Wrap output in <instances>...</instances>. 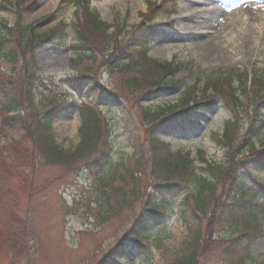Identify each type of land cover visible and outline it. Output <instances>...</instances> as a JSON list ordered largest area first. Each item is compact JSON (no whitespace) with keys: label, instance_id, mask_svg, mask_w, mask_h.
Wrapping results in <instances>:
<instances>
[{"label":"rangeland","instance_id":"obj_1","mask_svg":"<svg viewBox=\"0 0 264 264\" xmlns=\"http://www.w3.org/2000/svg\"><path fill=\"white\" fill-rule=\"evenodd\" d=\"M77 1L68 0L67 4L62 5L61 0H25L23 7L15 11L9 7H0V21L5 19L10 25L20 21L21 24L35 26V31L41 33L57 31L53 40L38 43L34 50L35 60L31 61V66L35 63L41 70L37 82L40 89L38 88L36 95L39 109L46 110L52 105L69 108V103L84 100L93 107L100 108L98 111L110 121L111 132L107 135L109 137L111 134L112 139L108 157L111 162L106 165L105 161L103 167H94L93 171H70L66 166L42 162L38 155L34 156L33 143L25 139V132L21 128L2 127L1 121L5 115L0 111V264H120L115 259L125 251L127 259L121 264H173L178 255L174 251L177 252L179 243L185 237L186 222L181 211L184 194L171 200L170 213L163 224L150 230L148 241L144 239L143 243H147L142 247L130 239L133 237V223L140 219L141 211L149 204L145 200L151 192L152 184L148 174H142L141 182L135 185L131 175L121 170L122 180L117 185L119 188L123 187V192H131V196L121 208L111 214L104 212L102 204L98 202L100 194L95 188L96 179L98 175L111 174L116 164L126 160L137 147V138L148 158L151 153L148 150L151 134L168 143L174 151H190L194 159L198 158L196 151L203 150L208 159L218 163L226 162L224 150L214 141L212 134H221L227 122L236 118L239 127L247 128V131H250L248 124H253L252 130H256V133L248 136L255 143L256 149H262L264 105L261 106L262 117L258 124L252 122L251 114L247 111H241V116L237 117V111L232 105L226 99L219 98L214 99L212 107L193 112L189 122L169 121L166 117L168 115L163 113L164 118L157 121L156 127L154 123L145 126L149 123L144 120L143 114L176 102L183 91L199 78L207 79L220 72L228 74L256 71L264 74V47L260 50L256 46L264 37V4L257 7L256 11L249 6L242 11H253V20L242 12L240 16H235L242 31L254 28L251 31L255 43L252 55L242 59L234 53V61L225 63L215 58L218 54L195 59L191 50L185 48L186 50L181 51L178 47L174 49V56L169 57L168 48L184 45L170 35L187 37L183 29H188L190 37H198V40L209 37L207 30V34L200 33L205 29L198 30L201 27L195 21L180 19L179 15L195 7L206 10L212 5L208 4L210 1L194 4L196 0H178L176 15L156 18L152 23L154 25L149 26L153 36L146 34L149 30L144 29L139 32L142 34L138 36V40L145 42L151 37L148 55L151 59L175 61L181 65L176 76V80H181L180 87L170 86L158 92L150 87L146 91L131 92L132 89L125 83L127 70L116 68L113 61L115 57L130 53L129 49L135 48L131 41L132 36L136 38L134 30L131 33L125 31L117 38L118 44L113 50L114 42L99 49L92 47L93 62L84 59L77 63L84 55L81 53L87 52L86 49L80 50L81 46H75V26L79 23L74 4ZM85 1L90 2V10L103 22L119 23L121 20L119 26L123 23L125 27L132 26L134 29L142 21L148 4L164 0ZM212 3L215 6V2ZM223 33H217V43L225 42L226 36ZM1 35L0 25V39ZM124 35L126 38L122 40ZM222 35L225 37L221 39ZM223 46L227 48L225 43ZM128 56L131 58L130 64L133 62L134 66H143L134 59L136 56L142 59V53H136L134 57ZM29 60V56L28 59H22L19 66L29 67L26 65ZM11 69L12 64L0 54V82H8L5 75ZM22 78L23 76L14 78L19 80V89L22 88ZM26 80L25 78V85ZM31 80L36 85L35 80ZM199 91L202 92V87H199ZM251 108L253 109L252 106ZM218 114H221L220 118ZM100 118L106 124L102 114ZM80 126L79 111L73 107L55 119L51 131L63 150H74L80 143ZM243 151L245 154L248 152L244 148ZM196 164L201 166L198 162ZM134 187L140 188L139 194L133 192ZM260 191L264 195V189ZM216 221V218L204 219L200 226L204 244L196 264H241L244 259L245 264H264V234L253 245L243 239L229 243L225 241L229 233L220 229ZM261 222L264 231V218ZM247 249H251L248 254Z\"/></svg>","mask_w":264,"mask_h":264},{"label":"trees","instance_id":"obj_2","mask_svg":"<svg viewBox=\"0 0 264 264\" xmlns=\"http://www.w3.org/2000/svg\"><path fill=\"white\" fill-rule=\"evenodd\" d=\"M11 6H15L11 0H4ZM174 2H170L166 5L153 4L154 10L153 17L160 14L169 12L167 7L173 9ZM77 6L83 12L82 23L77 31V39L80 44H83L91 50L92 47H103L114 41L116 44V38H119L117 28L113 25L107 24L100 20L96 13L90 10V2L85 0H79ZM152 11V10H151ZM152 17V18H153ZM143 26V25H142ZM2 38L0 40V53L3 54L4 59L12 60L17 65L24 58L29 51L35 48L36 43L43 36L39 33H35L31 27L24 29L20 34L15 30L8 28L6 25L2 28ZM47 35H45L46 37ZM16 40V43L14 42ZM149 40L140 42L141 46L148 45ZM16 44L18 50L13 46ZM114 44V47L117 45ZM6 49L7 51H4ZM12 51L10 55V51ZM92 51V50H91ZM149 51H145L146 59L145 64L139 66L136 64L130 65L129 57L125 56L121 59H117L116 62L122 60L120 64L116 63L117 68L123 71L127 70L125 83L129 85L132 91H146L152 87L154 90L161 89L162 87H169L172 85L171 78L175 75V70L179 68V65L173 63H164L148 60L147 54ZM86 54V53H84ZM84 56V55H83ZM90 58H92L90 56ZM127 60V61H125ZM125 61V62H124ZM125 67V69H123ZM31 68V67H30ZM17 66V69H12L8 72V77L5 75V79L8 82H0V111L5 115L2 119V127H16L21 128L25 134V139H29L33 143L34 156L38 155L39 160L48 164H55L63 167H68L70 171H79L80 169L94 170V167H103L109 163L108 157L110 156L111 139L108 137L110 132L108 125L105 124L100 118L99 112L88 104H84L80 108V116L82 119V126L80 130V143L75 150H63L55 141L54 135L51 131L52 123L55 119L65 111V108L52 105L45 111H39L38 106L35 104V92L33 90V82L31 76L35 73L38 74L37 67L30 69ZM23 72V73H22ZM18 74V75H17ZM234 73L225 75L219 74L212 79H208L204 86L206 90H216L220 88V85L224 80H231ZM231 75V76H230ZM22 88H18V81L14 78L22 77ZM27 79L24 83V79ZM14 79V81H11ZM1 80V78H0ZM238 80V79H237ZM260 80V79H259ZM240 83V80H238ZM255 82V80H254ZM253 82V83H254ZM200 81L193 85L190 89L185 91L181 98L175 103L160 109V112H152L151 110L143 114L144 120L152 124L153 119L157 120L161 113L167 112L168 118H182L188 116L189 112L195 108H201L202 104L196 101V91ZM204 106V105H203ZM23 112V115L21 114ZM14 114L13 116H9ZM235 122L228 121L222 140V144L227 148V154L234 151L235 147V135L237 130ZM154 143L151 144V180L154 181L155 189L161 190L165 185L157 183L156 179L165 180L168 182L170 190L172 186L180 185L179 192L186 190L188 192V199L194 198L192 202L194 204L190 208V211L194 217L192 221L191 215L188 221L184 240L179 243L177 247V260L173 264H196L200 253L202 251L204 235L201 232L200 226L204 219L216 218L218 227L227 231L230 236L227 240L229 243H234L237 240H245L249 244H253L255 239L260 234V214L264 212V200L261 202L251 203L252 198H247L248 186L246 178L239 176L237 171L231 170V162L226 164H210L206 163L204 171H208L210 175L203 176L196 172L193 162L189 157H181L175 153H171L164 144L152 136ZM137 147L134 148V154L129 161L120 162L116 168L112 170V173L106 176L98 175L96 179V186L99 196V203L102 204L103 211L111 214L118 208H121L126 200L131 196V192L122 191L123 187L119 188V180H122V176L118 171L124 170L128 172L132 180L135 181V185H138L141 181L142 174L147 175L148 161L145 159V151L140 140ZM142 144V143H141ZM131 145V143H130ZM251 145V144H250ZM252 150V149H251ZM250 150V151H251ZM253 154V155H252ZM252 163L257 165H264V151L261 154L252 153ZM259 155V156H258ZM258 156V157H257ZM231 161L233 157L231 156ZM237 159H235L236 161ZM234 161V160H233ZM237 162V161H236ZM105 168H102L104 170ZM138 170V171H136ZM140 176V177H138ZM239 176V177H238ZM119 181V182H118ZM119 183V184H118ZM118 184V185H117ZM224 190L221 191V186ZM244 184V187L239 190V186ZM246 184V185H245ZM139 187H134L133 192L139 194ZM247 191V192H246ZM230 198L227 201V198ZM173 198V197H172ZM145 200L149 202L148 206L142 210L141 220L137 219L133 224L134 228L131 231L133 237L132 242H137L140 246H143V240L149 234L150 227L159 224L161 218L165 217L166 201L156 200L154 196L148 195ZM185 207L189 210L187 201L184 203ZM185 209V208H184ZM222 210V217L218 218L219 210ZM186 210V211H188ZM185 211V212H186ZM190 211L188 213L190 214ZM264 216V215H263ZM154 217L158 220L151 222ZM108 218V217H105ZM144 224L142 227L141 225ZM215 236V235H214ZM213 236V237H214ZM228 243V244H229ZM247 254L249 249L246 250ZM247 254L245 258L247 257ZM125 256V255H124ZM179 256V257H178ZM125 258L116 257L117 262H122ZM245 259L241 264H245Z\"/></svg>","mask_w":264,"mask_h":264},{"label":"bare ground","instance_id":"obj_3","mask_svg":"<svg viewBox=\"0 0 264 264\" xmlns=\"http://www.w3.org/2000/svg\"><path fill=\"white\" fill-rule=\"evenodd\" d=\"M143 1V0H142ZM212 0H196L194 4L209 2ZM216 1V0H215ZM218 1V0H217ZM220 6L214 7L213 9L209 10H200L198 7L190 8L187 12H183L185 14H180V19H185L186 21H195L201 28L207 30L209 34L203 31L205 34L209 35V37H202L198 40V37H190L188 36L187 32L188 29H183L186 32V36L178 35H170L172 39L176 41H181L178 46H172V48H168V55L169 57L174 56V49H181V51L191 50L192 56L196 59H203L207 57H213L216 54L217 59L229 63L234 61L236 58V53L242 59L246 58V56L252 55L254 42L252 38V33L254 28H250V30L243 32L242 29L239 27L238 20L235 16H240L242 13L245 15L251 16V20H253V11L252 12H242L246 10L247 6L251 7V10L256 11L260 6H263L264 0H219ZM211 3V2H210ZM212 4V3H211ZM248 8V9H249ZM249 11V10H248ZM242 12V13H241ZM237 20V21H236ZM237 26V30H235V25ZM240 28V31H239ZM228 31V32H227ZM223 33L226 36L225 48L223 46V42L217 43L218 37L216 36L217 33ZM221 37V39L225 36ZM257 48L260 50L264 47V37L259 40V43L256 44ZM230 50V51H229ZM218 60V61H219ZM219 118L221 114H218ZM76 126V125H75Z\"/></svg>","mask_w":264,"mask_h":264}]
</instances>
